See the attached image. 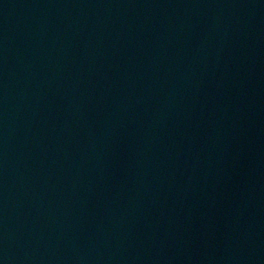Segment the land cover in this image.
I'll use <instances>...</instances> for the list:
<instances>
[{
  "label": "water",
  "instance_id": "1",
  "mask_svg": "<svg viewBox=\"0 0 264 264\" xmlns=\"http://www.w3.org/2000/svg\"><path fill=\"white\" fill-rule=\"evenodd\" d=\"M0 264H264V0H0Z\"/></svg>",
  "mask_w": 264,
  "mask_h": 264
}]
</instances>
